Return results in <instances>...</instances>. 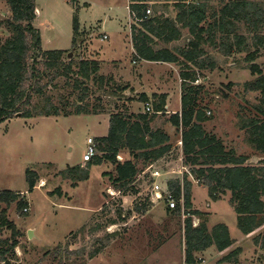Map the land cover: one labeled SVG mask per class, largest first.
<instances>
[{
	"label": "rangeland",
	"instance_id": "1",
	"mask_svg": "<svg viewBox=\"0 0 264 264\" xmlns=\"http://www.w3.org/2000/svg\"><path fill=\"white\" fill-rule=\"evenodd\" d=\"M79 1V10L77 0L35 1L37 18L34 26L41 35L42 51H63L64 60L67 63L74 60L75 64L91 59L90 53L94 51L99 54V60L115 64L121 62L132 70L123 72L121 68L120 74L114 63H107L103 67L102 75L115 78V85L109 86L111 92L100 88L98 78L77 89L74 84L77 77L59 78L45 89L44 96H33L29 108L43 111L44 99L50 97L56 106L70 114L68 117L35 115L32 119H24L18 115L0 125V193H20L21 200L29 208V212L25 214L18 210L17 203L8 209L9 220L21 234L13 264H186L185 209H181L180 215L171 213L166 201L156 198L153 181L145 174L149 167L139 174L138 194L117 191L108 176L114 173V166L111 164L92 167L89 180L76 185L71 176L61 175L69 167L81 166L89 160L87 140L100 135L92 116L74 115L76 107L82 105L81 107L86 108L89 105L87 109L93 112L101 106L103 111L110 114L115 105H126L127 99L134 97L135 102L137 101V94L130 91L123 93L117 90L116 85L119 88L126 85L136 88L140 85L144 88L148 83L142 80L145 72L140 70L141 66L134 67L132 64L134 59L130 58V44L122 40L130 33L125 10L126 0ZM200 1L207 5L210 21L214 19L212 15L224 6L220 0ZM247 1L259 4L264 11V0ZM85 3L89 6L85 7ZM115 6H120L121 12L108 11V8ZM76 14L82 33L78 40L75 39L73 24ZM152 14L151 11L150 15ZM11 16L8 4L0 0V45L11 36L5 25ZM231 30L233 32L229 41H234V35L245 37L248 50L224 54L221 51V34L217 33V47H207L202 57L205 62L214 63H210L201 72L200 79L193 85L203 87L200 105L210 117L204 124L205 130L216 135L227 150L233 149L237 155L247 156L248 163L257 166L264 163V153L257 151L249 143L246 126L251 118H258L264 123V92H248L245 84L259 78L258 75H252L249 69L252 64L247 58L258 49L253 46V37L257 34L264 35V26L262 30L255 32L245 22L239 21L234 22ZM104 33L108 35V41H101ZM186 39L187 36L180 47L185 45ZM75 40L77 47H74ZM225 41L228 42L226 38ZM79 45H82L80 49ZM71 52L73 57L69 59L67 56ZM253 62L261 68L264 77L263 48ZM180 70L181 68H177L176 71ZM140 71L142 75L137 76ZM171 76L172 80H168L171 82H164L160 87L164 91L171 90L178 97L181 81L173 71ZM47 81L49 80L44 79L42 83ZM84 89L90 91V97L80 104L78 99ZM177 97L173 100L174 109L172 107L170 111L167 110L168 115L159 116L153 124L154 129H166L170 126L168 117L171 115L169 113L177 109ZM131 104L128 102V107ZM137 106L140 109L136 106L132 109L145 112L144 105L138 103ZM174 131L172 136L178 141L180 133ZM122 157L127 159L124 153ZM179 157V148H176L173 157L170 155L154 166L166 173L165 179L169 182L182 181L185 174H188V179L195 186L192 189V210L206 215L204 219L210 225L209 229L219 223L228 226L232 238L243 250L240 258L242 263L264 264V225L252 236L241 234L237 226V215L229 203L231 194L213 202L207 188L194 180L190 175V168L184 166V161L179 160ZM28 170L38 173L40 179L44 180L32 191L27 182ZM167 187L169 189V185ZM58 189L62 191L61 195L57 192ZM163 189L165 191L166 187ZM5 207L0 204V213ZM143 208L147 211H138ZM202 221L194 217L193 225L197 227ZM31 230L34 235L29 239L28 232ZM10 236L9 231L2 234L3 238ZM256 237L259 238L258 242ZM196 260L199 264H204L206 259L198 254Z\"/></svg>",
	"mask_w": 264,
	"mask_h": 264
},
{
	"label": "trees",
	"instance_id": "2",
	"mask_svg": "<svg viewBox=\"0 0 264 264\" xmlns=\"http://www.w3.org/2000/svg\"><path fill=\"white\" fill-rule=\"evenodd\" d=\"M11 9V19L6 22V28L11 36L0 45V125L6 121L22 116L24 119H32L35 115L44 117H68L70 114L56 106L50 97L44 99L45 109L38 111L30 109L33 96L42 97L49 85L54 84L59 78L77 77L75 80L76 89L97 79L99 63L95 61H81L75 64L74 60L67 63L64 60L63 51H42L41 35L34 23L37 18L36 0H4ZM71 2L74 0H70ZM180 8L178 21L183 28L189 30L192 39L188 43V50L182 51V56L192 62L191 66H185V72L181 73L182 78V111L180 115L170 117L169 122L182 135V150L184 164L190 167V174L199 184L207 188L208 194L213 202L221 200L222 197L231 194L230 205L237 215V226L241 234L248 236L253 234L264 225V163L252 166L247 156H239L236 151L227 150L216 135L208 133L204 124L210 120L206 110L200 105V96L203 87L194 86L202 71L208 67L205 61H198L204 54L201 49L203 43L215 41L217 33L221 34V51L224 54L241 53L248 50V43L245 37L234 35L231 39L234 22H245L253 31L258 32L264 26V11L259 4L247 0H233L224 2L220 11L214 14L213 22H209L207 5L205 2L187 3L188 0H174ZM146 6L137 7L144 9ZM139 19H143L140 16ZM153 21L148 20L146 25H152ZM75 39L79 35V20L77 14L73 20ZM162 35L165 38H179L175 24L165 21L162 24ZM168 31V33H166ZM225 38L227 41H225ZM150 38L139 32L133 34V44L136 53L141 59L148 61H170L165 55L169 52L160 51L154 53L153 49L146 48ZM74 41V47L76 46ZM258 49L249 55L248 62H251L250 71L253 76H259L254 82L245 84L248 92H264V77L262 70L254 64V60L260 49H264V35L253 37V46ZM176 60V58L174 57ZM173 62H175L173 60ZM253 62V63H252ZM76 68V70H75ZM43 70V71H42ZM44 79H48L43 84ZM86 86V85H85ZM90 91L83 90L78 102L83 104L89 97ZM158 99L154 102L153 114H140L127 118L123 114H114L110 119L109 134L106 137L97 138V155L94 156L84 167L77 166L61 172V175L70 178L76 183L88 181L92 167H100L105 164L114 166V173L109 174L113 186L117 191L137 193L135 187H130L139 174L150 165L164 158L171 150L168 145L170 138L161 130H152L150 124L157 118V114L165 112L166 96L154 95ZM149 98L143 96L142 103H148ZM78 103V104H79ZM78 105L74 115H92L97 111L90 112ZM99 109V107H98ZM38 111V112H37ZM21 114V115H20ZM134 118V120H133ZM249 143L259 152L264 153V123L258 118H251L247 123ZM126 152L131 161L121 162L119 157ZM142 166V167H141ZM27 182L30 190H34L39 182L38 173L28 170L26 172ZM169 189L178 203L175 210L184 215V246L185 263L199 264L196 255L215 247L220 253L232 248L235 241L232 239L230 230L225 224H218L211 230L208 227L205 214L200 211H193L192 188L193 183L185 174L182 181H170ZM57 192L61 195L60 189ZM52 194V193H50ZM183 200V202H182ZM17 203L18 210L25 214L27 208L21 200L20 193H0V204L6 207L0 213V264H13L16 258V248L19 246L20 232L16 225L8 218V209L12 204ZM139 212H146L145 208L138 209ZM197 217L203 221L195 227L193 218ZM5 231L11 232L9 238H3ZM258 242L259 238L256 237ZM264 248V234L262 237ZM242 249H234L215 264H241L239 256Z\"/></svg>",
	"mask_w": 264,
	"mask_h": 264
},
{
	"label": "crops",
	"instance_id": "3",
	"mask_svg": "<svg viewBox=\"0 0 264 264\" xmlns=\"http://www.w3.org/2000/svg\"><path fill=\"white\" fill-rule=\"evenodd\" d=\"M199 1L200 0H195V1L188 0L187 3H198ZM229 1H233V0H229ZM77 3L79 4L80 1L77 0ZM177 3L178 2H176L174 0H126L125 10L127 12V19H128V23L130 26L129 27L130 33L125 35L122 40L124 42H128L130 44V51H131V57L130 58L134 59L132 64L134 67H136L137 65L139 67L141 66L140 70H142V72H145V74H146V76H145V74H143L144 78L142 80L148 81V83H146L144 88L140 85L138 86V88H136L135 86L134 87H128V85L119 88V86L116 85L117 90H120L123 93L130 91V93H132V94H137V96H136L137 101L135 102V100L133 99L134 97L131 99H127L128 101H127L126 105H121V106L115 105L113 112H111L110 114L108 112L103 111V109L100 108L101 107L100 106L99 109L97 110V114L86 115V116H92L94 118L95 123L97 124L96 130L100 131L99 136L89 137V138L97 139V138H102V137L108 136L109 128H110V119H111V116L114 114L120 113V114H123L127 118L134 117V116H137L140 114H145L146 109H145V112L137 111V109H140V107L138 108V106H137L138 103L140 105H144V107H145L146 103L141 102V98L143 96H146L147 98L150 99V101L148 103L151 105L152 110L154 112V109H153L154 102L158 101V99L153 98V96L154 95H158V96H160V95L164 96L165 95L166 96L165 112L157 114L156 117L158 118L159 116L168 115L167 110L170 111V109H172V107L174 105L173 100L177 97V95L172 94L171 90L170 91H164L162 89L163 87H160V85L163 84L164 82H167L168 80H172V76H171L172 71L177 73V76L179 77V79L181 81V92L178 94V97H177V109L175 111H173L172 113H169V115L170 114L171 115L168 117V121H169L170 117H172L174 115H180L181 114V111H182V78H181V73L187 71L185 66H188V65L191 66L192 65V62L185 59L181 53L183 50L189 49L188 43L192 39V36L189 34V30L186 28H183L182 23L177 20L178 16L180 15V11H181L180 8L177 7ZM84 6L88 7L89 4L85 3ZM142 6H146L145 11L147 9H149V10L152 9L151 11L153 12V14L152 15L146 14V16H144V9H141V10L137 9V7H142ZM80 7H81V5L79 4V7L77 9L79 10ZM119 7L120 6L108 8V11L109 12H116V13L121 12V10H119L121 8H119ZM140 16H143V19H139ZM208 16H209V13H208ZM212 16H214V14ZM108 19L112 20L111 16H108ZM148 20H157V21H153L152 25H146V22ZM167 20L170 22H173L175 24V30H177V36H179V38H174V39L171 38L170 40H169V38H167V40H166V38H165L166 35H162V33H163L162 24ZM208 21L210 23L213 22V21H210V16H209ZM79 27H80L79 35L76 38V40H78L82 34L80 21H79ZM139 32L145 33L150 38V40L147 42L146 48L153 49L154 53H158L160 51L169 52L170 55L166 54L165 56L167 58H169L170 61L165 60V61L160 62V61H148L145 59H141L138 56V54L136 53V50H135L134 44H133V34L134 33L138 34ZM86 33H88V32L86 31ZM166 33H168V31ZM185 36H187L186 43H185V45H182V47H180V45L182 44L181 42L183 41ZM87 37L90 38V36H87ZM104 37L108 38V39H106L107 41L109 40L108 35L106 33H104L101 36V41H106V40H103ZM216 37L217 36H215V41H213V42H211L209 40L207 43H203L201 46V49L203 51H205V49L207 47H211L213 45H214L213 47H217L216 46ZM81 47H82V45L81 46L79 45L78 48L80 49ZM89 53H90V49H89ZM204 55L205 54H203L199 58L200 60H198V61H204L202 59V57ZM89 57L91 59L87 58L85 60L95 61V62L99 63V72H98V77H97L98 79L97 80L99 81L100 88L105 90V91L110 90L109 86L115 85V83H114L115 78L111 75L110 76L102 75L101 73H102L103 67L107 63H110V64L114 63L115 64V62H106V61L99 60V54L97 52H94V51L93 52L91 51ZM174 57L176 58V60L174 59ZM173 60L175 62H173ZM116 63H118V62H116ZM206 63H207V65H210V63H214V62L208 61ZM115 66H116L117 72H120V74H121V71H120L121 68H122V70H124L123 72H126L128 70H132V68H129L128 66L125 67L121 62L118 64H115ZM177 68H179V69L181 68V70L176 71ZM202 71H199L198 73L201 74ZM142 72L140 71L139 75H137V76H141ZM199 79H200V76H199ZM168 82H171V81H168ZM159 89H162V90H159ZM110 92H111V90H110ZM108 94H110V93H106V95H108ZM119 95H120V93H119ZM179 97H180V99H179ZM128 102L132 103L131 104L132 106L128 107V105H127ZM134 106L137 107L136 111L134 109H132ZM173 109H174V107H173ZM57 118H60V117H57ZM157 118H155V120L150 124L151 129L152 130H161L165 134H167L168 137L170 138V142L168 143V145L171 146V150L164 158H167L170 155H172V157H173L174 151L176 150V148H179V153H180L179 160L184 161L182 145L180 146V144H179L180 142L182 143L181 131H178L170 122H169L170 126L166 129H161V128L154 129L153 124L157 120ZM133 120H134V118H133ZM174 130L180 133L178 141L176 140V138H173V136H172V131H174ZM123 153L126 154L127 159H124L121 155V157H120L121 162L132 160V157L128 153H126V152H123ZM164 158H162L161 161ZM158 162H156V163H158ZM87 163L88 162L82 164L81 166L84 167ZM184 166H185V164H184ZM69 168H72V167H69ZM139 180H140V176H137V178L135 179V182H133V184L130 187L131 188L135 187V189L138 190L137 184L139 183ZM40 181L44 182V180H42V179H40ZM41 186H43V185H41ZM36 188H38V187H36ZM194 188H195V186L192 189H194ZM193 199L194 198H193V190H192V203H193ZM219 224H224V223H219ZM214 226H216V225H214ZM208 227L210 228L209 224H208ZM251 236H252V234H251ZM232 239L234 240V238H232ZM238 248H241V247L239 245H237V243L235 242L234 246L225 252L220 253L216 250L215 247H212V248L208 249L207 251H205L203 253H199V254L202 258L206 259L205 261H203L204 264H215L219 260H221L223 257H225L227 254L232 252L234 249H238ZM242 256H243V250L239 256V262L241 264H254V263H242L240 260V258Z\"/></svg>",
	"mask_w": 264,
	"mask_h": 264
},
{
	"label": "built area",
	"instance_id": "4",
	"mask_svg": "<svg viewBox=\"0 0 264 264\" xmlns=\"http://www.w3.org/2000/svg\"><path fill=\"white\" fill-rule=\"evenodd\" d=\"M147 15L151 14V10L147 9L146 11ZM108 39L107 37H104L103 40ZM145 109H146V113L148 114H153V110L152 107L149 103L145 104ZM208 115H210V113H208ZM87 144H88V157L89 160L87 162H89L94 156L97 155V149H96V144H95V139L93 138H89L87 140ZM180 146L182 145V143H179ZM146 176L149 175L150 179L153 181V192L156 195L157 199H164L166 201V203L168 204V208L170 210H175L177 208V201L173 195V192L168 189V184H169V180L165 179V174L164 171L162 169H159L158 167H155L154 164L150 165L149 168L147 169V172H145ZM164 186L166 187V190L164 191ZM162 194H164V197L162 196ZM157 199H155L157 201ZM183 202V200H182ZM25 213L29 212V208H26L24 210Z\"/></svg>",
	"mask_w": 264,
	"mask_h": 264
},
{
	"label": "water",
	"instance_id": "5",
	"mask_svg": "<svg viewBox=\"0 0 264 264\" xmlns=\"http://www.w3.org/2000/svg\"><path fill=\"white\" fill-rule=\"evenodd\" d=\"M69 59H71L72 57H73V53L71 52V53H69L68 54V56H67ZM119 160H121V158L119 157ZM33 235H34V231H29L28 232V237H29V239H31L32 237H33Z\"/></svg>",
	"mask_w": 264,
	"mask_h": 264
}]
</instances>
